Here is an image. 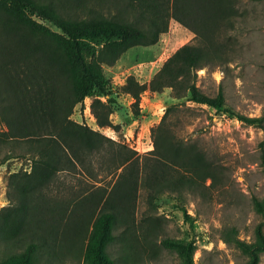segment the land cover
I'll use <instances>...</instances> for the list:
<instances>
[{
	"label": "trees",
	"instance_id": "obj_1",
	"mask_svg": "<svg viewBox=\"0 0 264 264\" xmlns=\"http://www.w3.org/2000/svg\"><path fill=\"white\" fill-rule=\"evenodd\" d=\"M236 4L0 0V150L6 151L2 163L17 157L30 162L28 170L11 175L17 205L0 213V264L134 263V255L150 248L158 231L151 210L137 216L140 187L148 191V205L155 209V202L166 194L194 193L208 179L212 184L220 179V171L197 145L161 135L167 115L153 131L155 147L146 155L126 146L116 148L112 139L72 115L78 104L96 95L91 108L97 124L110 127L115 98L105 67L115 65L131 48L156 44L174 19L196 34L195 42L177 49L149 82L127 78L123 92L134 99V115L140 114L144 92L170 89L174 98H188L264 128V113L236 114L222 88L210 96L196 84L198 70L224 59L228 42L221 34L233 26ZM105 157L121 169L110 190L88 195L83 189L71 199L54 196L60 173L80 175L94 162L102 165ZM254 204L262 216L255 241L243 242L232 231L225 240L247 254V264H259L264 253V203L255 199ZM162 246L176 250L182 264H195L193 241L165 239Z\"/></svg>",
	"mask_w": 264,
	"mask_h": 264
},
{
	"label": "rangeland",
	"instance_id": "obj_2",
	"mask_svg": "<svg viewBox=\"0 0 264 264\" xmlns=\"http://www.w3.org/2000/svg\"><path fill=\"white\" fill-rule=\"evenodd\" d=\"M236 7L233 26L221 34L228 42L224 59L217 66L198 70L196 84L210 96L222 88L226 104L234 113L260 117L264 113V0H237ZM44 23L55 29L50 22ZM195 37L193 31L171 19L167 32L156 44L131 48L115 65L105 67L115 98L111 104L110 127L97 124L91 108L96 95L78 104L72 115L75 121L112 139L116 148L126 146L142 155L154 149L153 131L167 115L161 135L168 134L197 145L220 171V179L214 184L208 179L194 193L166 194L155 202V209L148 205V191L140 187L137 216L140 218L151 210L158 231L154 244L143 253L135 254L131 264H182L176 250L162 246L165 239L193 241L195 264H247V254L235 243L225 240L232 231L237 239L254 242L255 229L262 221L254 200L264 203V128L188 98H174L170 89L161 93L144 92L140 114L134 115V99L123 92L129 76L141 83L149 82L167 58L183 45L194 43ZM99 99L107 100L106 97ZM5 152L0 150V213L6 207L17 205L11 175L30 167L29 160L21 157L2 163ZM107 157L102 165L94 162L90 171L83 170L80 175L73 171L60 173L53 184L54 196L71 199L75 191L83 189L88 195L103 188L110 190L121 169H116L117 161ZM0 246L3 245L0 243ZM259 264H264V253Z\"/></svg>",
	"mask_w": 264,
	"mask_h": 264
}]
</instances>
